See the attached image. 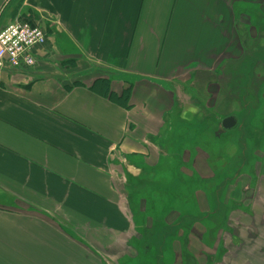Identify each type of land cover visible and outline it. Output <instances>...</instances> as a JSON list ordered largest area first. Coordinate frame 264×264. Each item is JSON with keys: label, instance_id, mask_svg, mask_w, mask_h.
<instances>
[{"label": "crops", "instance_id": "crops-1", "mask_svg": "<svg viewBox=\"0 0 264 264\" xmlns=\"http://www.w3.org/2000/svg\"><path fill=\"white\" fill-rule=\"evenodd\" d=\"M17 12L47 43L0 71V264L129 263L150 197L128 180L177 153L190 167L194 90L226 106L228 83L259 81L264 0H0V30ZM252 136L224 208L189 238L194 264H264V128Z\"/></svg>", "mask_w": 264, "mask_h": 264}, {"label": "rangeland", "instance_id": "rangeland-1", "mask_svg": "<svg viewBox=\"0 0 264 264\" xmlns=\"http://www.w3.org/2000/svg\"><path fill=\"white\" fill-rule=\"evenodd\" d=\"M261 38L260 35L258 82H250L247 87L242 82L243 86L238 88L232 87L234 82L229 88L228 83L224 90L228 100L226 106L211 105L208 108L198 105L204 98L205 90L198 88L193 91L197 103L195 106L190 103V113L195 111L199 114H196L197 120L190 119V167L182 162L184 153H177L174 162H162L163 166L148 170L140 179L128 180L130 187L138 188L145 192L144 196L152 199L143 202L146 212L140 218L141 231L134 236L135 247L129 263L118 264L203 262L202 254L192 249L189 238L197 230L195 225L210 217L207 213L224 208L242 161L245 162L247 157L250 159L254 147L258 145L252 135L264 128V62H261L264 61V40ZM234 93L237 94L235 100H239L240 104L230 103L234 100ZM229 116L236 118L237 126L226 132L221 124ZM208 168L211 172L208 176L215 181L209 182L211 178H206L208 176L204 171ZM205 209L208 210L207 215L203 216L202 210ZM167 216L171 227L167 224ZM219 219L216 216L210 219L211 225L206 229L208 233L217 228ZM147 223L148 227L145 226Z\"/></svg>", "mask_w": 264, "mask_h": 264}, {"label": "built area", "instance_id": "built-area-1", "mask_svg": "<svg viewBox=\"0 0 264 264\" xmlns=\"http://www.w3.org/2000/svg\"><path fill=\"white\" fill-rule=\"evenodd\" d=\"M47 43V33L40 25L16 19L0 30V71L6 66L13 69L33 67L34 50Z\"/></svg>", "mask_w": 264, "mask_h": 264}, {"label": "trees", "instance_id": "trees-1", "mask_svg": "<svg viewBox=\"0 0 264 264\" xmlns=\"http://www.w3.org/2000/svg\"><path fill=\"white\" fill-rule=\"evenodd\" d=\"M19 12H17V14L15 15V16H13V19L14 18H19L20 20H23V21H25V22H28V23H30L31 25H33V26H35V25H37V20H35L34 18H33V15L30 13V12H26V13H19ZM117 100V102L120 104V105H122V106H124V107H126V106H128V103H129V100H130V90H128V91H126L123 95H122V97H120V98H118V99H116Z\"/></svg>", "mask_w": 264, "mask_h": 264}, {"label": "water", "instance_id": "water-1", "mask_svg": "<svg viewBox=\"0 0 264 264\" xmlns=\"http://www.w3.org/2000/svg\"><path fill=\"white\" fill-rule=\"evenodd\" d=\"M236 120L233 117H228L226 119L223 120L222 124H221V128L223 129V131H229L233 128L236 127Z\"/></svg>", "mask_w": 264, "mask_h": 264}]
</instances>
